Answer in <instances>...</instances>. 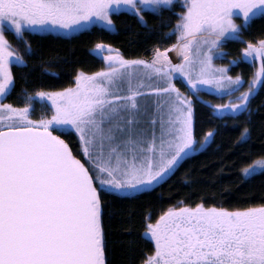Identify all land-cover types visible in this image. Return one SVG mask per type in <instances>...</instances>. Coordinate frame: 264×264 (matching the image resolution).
I'll return each instance as SVG.
<instances>
[{"label": "snow or ice", "instance_id": "obj_1", "mask_svg": "<svg viewBox=\"0 0 264 264\" xmlns=\"http://www.w3.org/2000/svg\"><path fill=\"white\" fill-rule=\"evenodd\" d=\"M173 3L0 0V264H107L103 195L134 194L159 184L211 140L214 130L196 141L192 96L182 94L173 80L180 76L193 93L202 85L238 91L241 77L229 76L227 66L213 61L224 55L226 39H239L253 18H264V0H183L184 11L172 29L177 42L170 49H154L150 61L104 56L105 69L80 71L68 87L36 92L50 102V114L39 119L32 118L31 94L23 106L2 102L14 84L10 65H26L5 32L23 40L26 31L111 27L112 14L122 6L143 20V11L158 12ZM237 15L242 24L236 23ZM95 47L118 52L102 43ZM170 50L177 51L179 63L170 59ZM242 51L261 61L255 85L264 78V39L248 42ZM144 78L165 86L145 85ZM145 87L147 93L140 90ZM252 91L249 87L235 103L214 110L245 112ZM148 94L155 99L146 101ZM73 134L77 152L65 139ZM247 134L245 128L241 136ZM260 170L264 157L243 171L252 177ZM143 236L154 246L143 264H264V203L235 209L203 203L170 207L147 223Z\"/></svg>", "mask_w": 264, "mask_h": 264}, {"label": "trees", "instance_id": "obj_2", "mask_svg": "<svg viewBox=\"0 0 264 264\" xmlns=\"http://www.w3.org/2000/svg\"><path fill=\"white\" fill-rule=\"evenodd\" d=\"M183 11L181 3L174 2L171 7H160L158 12L143 11V20L125 11L113 13V30L92 26L74 34L77 42L74 58L58 57L62 54L60 51L56 53L57 57L52 54L56 39L53 33L26 31L21 40L12 31H6V37L24 56L26 65H10L14 84L4 102L23 106L27 95L31 94L34 97L31 102L33 117L39 119L42 115L49 114V106L36 97L35 93L68 87L74 83V77L80 71L91 74L103 69L106 62L95 47L98 43L111 45L124 59L139 60L149 48H169L177 42L172 29L179 13ZM260 39H264V18L257 17L242 30L239 39L225 40L222 44L226 54L235 61L230 66V75L243 77L246 91L249 87L253 89L257 61L254 60L253 63L251 59L247 60L242 50L247 47L248 42L257 43ZM25 42L31 45V55L25 53ZM177 54L176 50L168 52L171 60ZM223 61L227 60L222 59L221 62ZM150 83L165 86L155 78ZM173 83L182 94L192 96L196 131L200 134L215 131L213 151L227 169L226 182L211 196L201 197L174 169L162 182L148 190L132 195H103L107 264H143L154 250L153 243L143 236L146 225L154 223L170 207H194L197 203H203L205 206L235 209L264 203V170L252 177H246L243 171L254 160L264 157V78L258 90L250 96L247 111L222 115L216 114L213 106L226 104L224 95L211 94L203 88L193 93L180 76H176ZM233 101L236 102V98ZM245 128L248 129V134L242 137L241 133ZM198 133L195 132L196 141L201 139ZM65 139L70 141V146L77 152L78 138L73 134ZM80 156L86 159L82 154ZM197 163L196 161L194 165H190L186 176H202L207 181L211 173L216 174V167L199 171Z\"/></svg>", "mask_w": 264, "mask_h": 264}, {"label": "rangeland", "instance_id": "obj_3", "mask_svg": "<svg viewBox=\"0 0 264 264\" xmlns=\"http://www.w3.org/2000/svg\"><path fill=\"white\" fill-rule=\"evenodd\" d=\"M174 2H180L181 4L183 3V0H174ZM161 7H165V6H161ZM122 11H125V12H129V13H133L128 7L126 6H122L120 11L119 12H122ZM115 13V12H114ZM134 14V13H133ZM234 19L236 20V23L237 24H242L243 22V17L240 16V15H237L234 17ZM113 21V20H112ZM92 26H100V27H103L105 29H108V30H113L115 28L114 26V23L111 27L109 26H106L104 24H92V25H89L85 28H82V29H78V30H75L71 33H67V32H61V33H53L56 35V39L54 40L55 43H53V48H52V54L57 57L56 53L58 51H60L62 54L58 55V57H69V58H74L75 56V53H77V42H76V38L74 36V34L76 32H79V31H82L84 29H89L90 27ZM65 33L68 35V37H66L67 35H65ZM66 39L67 41L63 42V43H66V45L64 46L62 41L60 39ZM226 40H235V39H226ZM57 42V43H56ZM56 44V45H54ZM59 48H58V47ZM64 46V47H63ZM61 47V48H60ZM63 47V48H62ZM156 48H159L161 51L163 49H165V47H152V48H149L147 51H145L142 55V58L143 60H146V61H150L152 59V55L154 54V49ZM170 48V47H169ZM221 52L224 54L222 57L220 58H216L214 59V64L216 66H227L228 69H230V66L234 65L235 63H231L232 61H234V59L230 56V55H227V51L224 47L221 46ZM108 55H112V56H115L113 54H108ZM107 55V56H108ZM118 55V54H117ZM247 60H250L251 62L253 61L254 63V60H256L257 62L255 64H257V71H256V74L260 68V64H261V61L259 59H255L254 57H245ZM179 59H181V57L177 54L176 57L172 60L173 62L175 63H179L180 61H178ZM224 59V60H227V61H223L221 62V60ZM127 60V59H125ZM131 61V60H129ZM178 61V62H177ZM108 66V62L105 64V67L103 69H105L106 67ZM137 71L142 75L143 74V66H140L139 69H137ZM89 74V73H88ZM229 76L235 78L234 76L230 75L229 73V70H228V73H227ZM255 74V75H256ZM244 78L241 77V86L239 87V90L238 91H233L231 92V94H228L229 93V89L226 87L224 89H217L215 86L213 85H202L201 88L205 89V91L211 93V94H216V95H224L225 97V100L224 102L226 101V104H228L230 101L235 103L233 101L234 98H237L241 92H245V88H244V85H243V81ZM262 80V79H261ZM139 82V81H137ZM143 83L145 85H148L150 84V80H148L147 78H144L143 80ZM260 83L261 81L257 82L255 85H253V91H252V94L251 96L258 90L259 86H260ZM142 92H145L147 93V88H142L140 89ZM121 95H124L125 93H120ZM146 101H150L151 99L153 100L154 99V96L151 95V94H148L145 96L144 98ZM4 102V99L3 101ZM45 104H47L48 106L50 105V102H48L45 98V100L43 101ZM6 103V102H4ZM50 108V107H49ZM49 114H50V110H49ZM216 114L218 115H222V114H227V113H222V112H217ZM228 114H234V113H231V112H228ZM32 118L33 119H38V118H35L33 117V114H32ZM200 134V133H199ZM205 133H201L200 136H201V139L199 141H197L198 143H201L203 142V137H204ZM215 144V138L212 137L211 140H209V142L207 144L204 145L203 148H200L198 151L194 152V153H189L183 160H181V162L176 166V170H179L181 169V167L187 162V160L191 157H193L195 154L199 153L200 151H203L204 152V158H203V166L201 167L202 170H209V168L211 166H214L216 167V174L214 173H211V175L208 177V180L206 183L204 182H198V183H190L189 181H185L188 183V185L191 187V189L198 195V196H201V197H209L211 196L217 189H219L225 182H226V176H227V169L223 166V164L220 162V160H218V158L215 156L214 154V151H213V146ZM213 167V168H214ZM212 169V168H211ZM210 169V170H211ZM262 171V170H260ZM210 174V173H209ZM165 179V178H164ZM162 182V181H161ZM158 185V184H157ZM156 185H153L152 187H154ZM150 187V188H152ZM148 188V189H150ZM146 189V190H148ZM145 191V190H143ZM142 192V191H141ZM136 194V193H134ZM123 195V194H122ZM127 195H132V194H127Z\"/></svg>", "mask_w": 264, "mask_h": 264}, {"label": "water", "instance_id": "obj_4", "mask_svg": "<svg viewBox=\"0 0 264 264\" xmlns=\"http://www.w3.org/2000/svg\"><path fill=\"white\" fill-rule=\"evenodd\" d=\"M106 46V45H105ZM113 48V47H112ZM115 49V48H113ZM116 50V49H115ZM100 53H115V52H109L107 50L101 52L99 51ZM176 62V61H175ZM173 62V63H175ZM196 133H198L196 130H195ZM199 134V133H198ZM203 156H204V152L203 151H200L199 153L195 154L193 157L189 158L187 160V162L181 167V169L177 170L176 172L183 178L185 179L186 181H189L190 183H200V182H204L206 183L207 181L205 180V177H202V176H193V177H188L185 175V173H187V170L188 168L190 167V165H194L193 163L194 162H198L197 165H198V168H199V171H204L201 169V164L202 161H203ZM196 160V161H195ZM196 164V163H195ZM197 167V166H196Z\"/></svg>", "mask_w": 264, "mask_h": 264}, {"label": "flooded vegetation", "instance_id": "obj_5", "mask_svg": "<svg viewBox=\"0 0 264 264\" xmlns=\"http://www.w3.org/2000/svg\"><path fill=\"white\" fill-rule=\"evenodd\" d=\"M108 54H113V55H117V52H115V53H102V54H99L101 57H102V59H103V57L104 56H107ZM104 60V59H103ZM106 63H107V61L106 60H104Z\"/></svg>", "mask_w": 264, "mask_h": 264}, {"label": "built area", "instance_id": "obj_6", "mask_svg": "<svg viewBox=\"0 0 264 264\" xmlns=\"http://www.w3.org/2000/svg\"><path fill=\"white\" fill-rule=\"evenodd\" d=\"M66 37H67V36H66ZM61 41H62V43H63L64 41L66 42L67 40H66V39H62V38H61ZM63 45L65 46V45H66V43H63ZM64 46H63V47H64ZM63 47H62V48H63ZM60 48H61V47H60Z\"/></svg>", "mask_w": 264, "mask_h": 264}, {"label": "crops", "instance_id": "obj_7", "mask_svg": "<svg viewBox=\"0 0 264 264\" xmlns=\"http://www.w3.org/2000/svg\"><path fill=\"white\" fill-rule=\"evenodd\" d=\"M170 173H171V172H170ZM170 173H169V174H170ZM165 178H166V177H165Z\"/></svg>", "mask_w": 264, "mask_h": 264}]
</instances>
